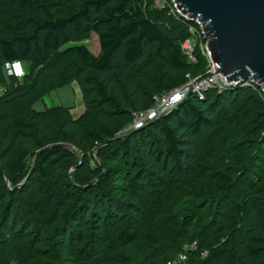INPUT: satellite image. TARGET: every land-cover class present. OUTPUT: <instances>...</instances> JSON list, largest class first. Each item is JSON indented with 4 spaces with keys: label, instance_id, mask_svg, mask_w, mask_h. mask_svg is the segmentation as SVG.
Instances as JSON below:
<instances>
[{
    "label": "trees",
    "instance_id": "16d2710c",
    "mask_svg": "<svg viewBox=\"0 0 264 264\" xmlns=\"http://www.w3.org/2000/svg\"><path fill=\"white\" fill-rule=\"evenodd\" d=\"M193 24L153 0H0V264H165L179 253L183 264H264L259 87L189 92L116 135L184 72L201 73L197 45L193 61L180 49ZM90 33L96 53L82 42ZM10 59L25 70L18 85L1 67ZM71 81L77 118L31 108Z\"/></svg>",
    "mask_w": 264,
    "mask_h": 264
},
{
    "label": "water",
    "instance_id": "95a60500",
    "mask_svg": "<svg viewBox=\"0 0 264 264\" xmlns=\"http://www.w3.org/2000/svg\"><path fill=\"white\" fill-rule=\"evenodd\" d=\"M173 2L187 21L200 28L211 62V71L203 72L193 82L220 74L227 83L255 81L264 93V0ZM188 94L189 90L185 96Z\"/></svg>",
    "mask_w": 264,
    "mask_h": 264
},
{
    "label": "built area",
    "instance_id": "2783aa9c",
    "mask_svg": "<svg viewBox=\"0 0 264 264\" xmlns=\"http://www.w3.org/2000/svg\"><path fill=\"white\" fill-rule=\"evenodd\" d=\"M172 3H173L172 11L175 10V12L178 15L185 18L176 9L175 2H173V0H172ZM153 4L159 8L162 7L160 0H153ZM188 30L190 32V37L181 42L180 49L182 51V54L185 55L189 61H193L194 58H193L192 52H193V48L195 47L196 40L198 39V37L203 38V35L199 27L196 30L195 27L190 25L188 27ZM198 47L201 50V47L199 46V44H198ZM204 49H205V42H204ZM1 67L6 76L13 78L14 85L20 84L21 78L24 75V68L20 60L18 59L4 60L1 64ZM193 79L194 78H190L188 81L182 84H179L177 86H174L168 91L158 96H153L152 98L153 102L149 107L131 112V118L129 122L123 125L121 129L118 131V133L123 134L130 130L141 127L146 122L153 119L158 114L167 110L168 108L173 106L176 102L181 100L185 96L188 90L189 91L191 90L192 92L199 95L204 89L208 87H215L217 89H221L225 86L235 85L237 83H240L242 86H248V85L251 86L252 84H254V86H251V87L256 86V87H259L261 90V86L256 84L255 81L246 79V80H237V81L227 83L224 80V77L221 76L220 74H211L210 76L200 79L196 82H193ZM189 85L191 86L189 87ZM6 89L7 87L4 84H0V96H2L6 92ZM261 92L263 93L262 90ZM184 258H185V254L179 253L174 259L167 260L165 264H183Z\"/></svg>",
    "mask_w": 264,
    "mask_h": 264
},
{
    "label": "rangeland",
    "instance_id": "374dc122",
    "mask_svg": "<svg viewBox=\"0 0 264 264\" xmlns=\"http://www.w3.org/2000/svg\"><path fill=\"white\" fill-rule=\"evenodd\" d=\"M160 3L162 5V7L160 9L166 8L170 14H172L174 16H180L175 12V10L172 11V8H173L172 0H160ZM155 7L159 9V7H157V6H155ZM192 26L195 27L196 30L198 29V27L196 25L194 26V24H193ZM82 42L86 45V47L88 48V50L90 52H92V53L97 52L98 44H97V39H96L95 34L90 33L88 35V37L82 39ZM198 44L201 47V50L198 47ZM195 45H197L198 49L202 52L201 54H202V57L204 59V65L201 68L202 71H201V73H199L193 77L188 76L187 72H184L182 74L183 80L181 82H179L180 84L188 81L190 78L195 79L196 77L200 76L203 72L211 71V62H210L208 56L206 55V51L204 49L203 38L198 37ZM197 69H200V68H195L193 71L198 72V71H196ZM212 88H215V87H212ZM189 92H192V91L190 90ZM52 105H62V106L68 107V112H69L70 118H72V119L77 118L83 110V103H82V99H81V95H80V89H79L78 85L76 84V82L71 81L66 85H63L59 88H56L54 90L49 91L48 93H44L41 96H38L33 101V103L31 104V108H33L35 110H42V109L49 107V106H52ZM118 131H117L116 135L119 134ZM50 144L51 143L44 144L40 147L35 148L33 150V154L31 152V154H32L31 159H30L31 165L34 162V158H35V155L38 153V150H42L44 147H46ZM61 144L67 145V144L61 143V142L57 143V145H61ZM190 245H193V244H190ZM189 247H191V246H189ZM9 264H16V263L14 261H11Z\"/></svg>",
    "mask_w": 264,
    "mask_h": 264
},
{
    "label": "bare ground",
    "instance_id": "6f19581e",
    "mask_svg": "<svg viewBox=\"0 0 264 264\" xmlns=\"http://www.w3.org/2000/svg\"><path fill=\"white\" fill-rule=\"evenodd\" d=\"M24 73H25V70H24Z\"/></svg>",
    "mask_w": 264,
    "mask_h": 264
}]
</instances>
